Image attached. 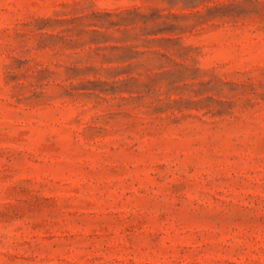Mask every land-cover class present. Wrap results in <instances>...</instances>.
<instances>
[{"label": "rangeland", "instance_id": "374dc122", "mask_svg": "<svg viewBox=\"0 0 264 264\" xmlns=\"http://www.w3.org/2000/svg\"><path fill=\"white\" fill-rule=\"evenodd\" d=\"M0 264H264V0H0Z\"/></svg>", "mask_w": 264, "mask_h": 264}]
</instances>
